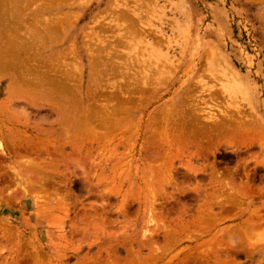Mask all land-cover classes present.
<instances>
[{"label": "rangeland", "instance_id": "1", "mask_svg": "<svg viewBox=\"0 0 264 264\" xmlns=\"http://www.w3.org/2000/svg\"><path fill=\"white\" fill-rule=\"evenodd\" d=\"M33 1L24 14H37L38 10L35 16L38 20L72 13L70 24L74 26L71 24L73 27L69 29L66 25L63 29V34L70 31L63 51L67 52L71 44L80 58H75L74 52L70 57L79 62L68 58L73 51L68 49L70 54L63 53L67 55L66 64L59 57L54 61L56 64L47 59L44 67L47 63L55 65L51 67L56 68L57 75L81 65V71L70 70V76L75 75L72 78L83 81L81 89L87 90L88 86L89 91L100 90L106 95L114 94L121 102L127 101L125 106L131 105L132 111L127 106L128 116L122 118L125 120L122 126L132 120L131 133L135 134L141 126H147L154 134L164 131V139H153L152 147L157 149L159 145L167 154L162 161L148 163L151 169L143 173L139 155L128 157L133 147L140 146L141 132L129 142L122 137L119 144L130 143L129 147L118 144L117 157H111L113 150L109 145L114 134L122 133L120 125L109 134L111 140L103 138L94 145L98 150L95 155L99 156L81 160L83 164L81 161L74 164L76 169L71 165L65 178L57 175L60 176L55 181L57 185L47 195L52 200L44 199L49 205L47 208H51L46 215L35 209V194L26 197L22 194L20 197L26 199L20 198L22 201L19 200L17 207L0 203V258L1 255L8 257V250H18L19 240L27 244V255L31 257L35 251L33 242L37 240L44 247L52 246L55 252L53 259L44 256L32 260L31 257V264H62L63 259L64 264H264V0H70L67 6H57L61 8L45 15L39 10L45 1ZM71 5L75 8L69 10ZM111 9L119 11V16ZM121 15L127 19L123 21ZM128 18L134 22L133 26ZM122 37L127 38L123 39L124 45L120 44ZM106 42L113 46L105 45ZM92 47L96 48L95 58L104 63L101 69L109 70L103 79L100 77L101 82L97 76H90L91 56L87 57L86 49L92 50ZM97 51L106 54L102 57ZM109 53H116V57ZM50 54L53 55L47 51L43 57ZM35 60L43 63L39 56ZM48 67L47 70L52 69ZM7 79H0V100L4 97ZM121 89H125L124 94L121 92L123 99ZM128 90L133 91L131 97ZM25 97H15L12 104L17 113L30 114L33 123L38 124L39 113L56 114L53 103ZM115 97L111 106L120 102ZM218 125L217 130L221 132L210 135L208 129ZM194 130L202 136L192 135ZM205 132L208 134L204 136ZM193 136L201 137L194 139ZM223 155L231 158L224 159ZM128 158L132 160L131 165L125 166ZM1 159L0 165L1 161L5 163ZM53 161L46 166L54 169L47 171L54 176L56 169L63 172L65 165L54 158ZM160 164L165 166L162 172ZM228 173L236 176L239 185L251 179L253 182L248 183L253 189L237 195L224 187V193L213 196L210 192L219 182L215 178L219 177L225 186L231 180ZM72 174L80 180L75 186L71 184ZM143 175L150 178L148 185L138 183ZM13 188L7 190L11 192ZM221 206L228 207V211ZM51 216L53 221L48 225ZM33 223L37 229L31 226ZM62 244L67 247L66 251ZM235 246L238 248L231 249ZM5 247L7 250H3ZM14 255L8 260L4 258V262L0 259L1 264L8 261L13 264Z\"/></svg>", "mask_w": 264, "mask_h": 264}, {"label": "bare ground", "instance_id": "2", "mask_svg": "<svg viewBox=\"0 0 264 264\" xmlns=\"http://www.w3.org/2000/svg\"><path fill=\"white\" fill-rule=\"evenodd\" d=\"M32 1L33 0H0V79L1 78L3 79V77L4 78L8 77V79H9L8 83L4 87V97H3V99L0 100V157L3 160L5 159V161H4L5 163H3L1 161V165H0V168L2 169V170H0V203L4 204L6 206H9V207H15L17 205V203H20V201H22V200H20V198H21L20 196L22 194L25 197L27 194H30V195L35 194V198H34V199H36L35 200L36 201L35 202V204H36L35 209L38 210L39 213L41 212L42 214L46 215V213L48 211H51L50 210L51 208L50 207L47 208L49 205H47L48 203H46V201L44 202V199L47 198L49 201L52 200V197L51 196L49 197L47 195L51 194L50 192L55 189V187L57 185V184H55V181H57V179L60 177L57 175H62L65 178L68 176L67 172L70 170V167H72L74 164L78 165L81 160L84 162L83 159L91 158L90 156H97L98 154L95 155V153L98 152V150H96L94 145L96 146V144L99 143V140H101L103 138L105 139V138L110 137L109 134H111L116 129H118L117 127H119L121 125V127H123V128L120 129V131H122V133L114 134L115 136L113 135L114 140L112 139V142L109 145V146H111V148L113 150L111 152V157H113V158L117 157V155L115 156V153L118 152V147H119L118 144L121 141L122 137H126L128 140L127 142H129L132 140V138H135V136L137 137L141 132H143V135L140 139V141H141L140 146L139 147H133L132 151H131V155L128 156L129 158L130 157L132 158L135 156L136 153L139 155L141 162H142V165H144V169L142 171L143 173L146 172L145 170L151 169L149 167V166H151V164H148V163H153L154 160H157V161L161 160L162 161L163 159L166 158L167 153H165L166 151L164 149L160 148L161 146L158 145L157 149L152 147V140L153 139L157 138L158 140H163L164 136L166 134L164 131H161V132L155 131L158 134H154L152 132H149V129L147 128V126L145 128H142L143 126H141L136 131L135 134L131 133L130 132V126H131L130 122L132 120L129 122V124L127 123L125 125V127L122 126L121 122L124 120L122 118H125L126 116H128L125 114V113H127V111H126L128 109L127 106H129V105L125 106V104H128V102L125 101V102H127V103H125L124 100H122L124 102L123 103V102H121L119 97L116 98L117 96L115 97L114 94L113 95H109V94L106 95L103 92L102 93L99 92L100 90L99 91H97V90L96 91H89L88 86H87V90L81 89V84H82L81 82H83V81L80 82L78 79H77L78 81L76 79H74L75 75H73V74H72V76H70V74H71L70 70L81 71V67H80L81 65L80 66L76 65V66H78V67H76V66H74L75 65V63H74V65H73L74 67H72L73 69H70V70H68L69 68L67 69L68 73H66V72H64V73L58 72L57 73L56 72L57 73V75H56L55 74L56 68H55V70L53 69L56 66L53 64H56L55 62H57L56 60L59 59V57H60V59L64 60V63H65L66 62L65 57H67V55L71 53V52L70 53L68 52L69 51L68 49H70V51L73 50L72 45L70 44L69 46L71 48L66 49L68 54H67V52L63 51V50H65L64 48H65V44L67 41L66 37L69 34L68 32H70V31L66 32L64 30L65 31V33H64L65 35H64L63 29L66 25L68 27L74 26L73 23H71L73 26L70 24V21L73 17L70 18L69 16H71L70 14H72V13L70 11L65 12V13H60L61 18H56L58 15L57 14L54 16L56 19H51L52 17L51 18L49 17V19H46L45 17H41L40 18L41 20H42V18H45L41 21L35 17L39 13L38 10H37V12H38L37 14H32V15H26L27 13L24 14V12L28 11V8H29L28 6H30L29 4H30V2L32 3ZM67 1L69 2L70 0H43V1L41 0L40 2H42V3L44 2V3H43V6L41 5L42 6L41 9L39 7V10H41L40 12L44 15L49 14L51 12L54 13L55 10L61 8V7H57V6H62L64 4L66 5ZM34 2L37 3V0H34L33 3ZM25 3H26V7H25ZM33 6L34 5L32 4V7ZM75 6L77 7V5H75ZM110 6H112V5H110ZM73 8H75L74 5H71L69 10H71ZM30 9H29V11H30ZM115 10H112V11L117 12ZM31 11H33V10H31ZM130 11H132V10H130ZM130 11L128 10L126 12H130ZM118 12H117V15L115 14L116 16H119ZM126 14H128V13H125V15ZM121 17H122L121 19L123 21H125L127 19V16L123 17V15H121ZM128 17H130V16H128ZM116 18H118L117 20L120 21L119 17H115V19ZM128 19H130V18H128ZM129 21H131V25H132V23H134V22H132L131 19ZM111 23H112V21H111ZM125 24H126V22H125ZM101 25H103V24H101ZM126 25H129V24H126ZM97 26H100V24ZM107 26H110V25H107ZM129 27L127 29H129ZM69 29H72V28L69 27ZM125 29H126V27H125ZM61 31H62L63 35L61 34ZM92 31H93V29H92ZM104 31H106V30H104ZM99 33H100V31H99ZM128 33L129 32H127V34ZM92 36H94V35L92 34ZM122 36H124V35H122ZM126 37H127V35H126ZM123 39H127V38L122 37V40ZM88 40H91V39H88ZM104 40L105 39H103L101 42H103ZM108 40L109 39H107V41ZM118 42H120V40ZM125 42L123 40L120 44H123ZM91 43L92 42L88 43V44H90L89 46H93V45H91ZM72 44H73V42H72ZM88 44H87V46H88ZM105 45L110 46L108 43ZM111 46H113L112 43H111ZM75 47H76V45L74 44V48ZM104 47L105 46H103V48ZM88 48H90V47H88ZM88 48L86 49V51H88V54H89V56H87V57L91 56V59L93 60L92 61L90 59V62H91L90 76H92V75L94 77L97 76V78H99L100 82H101L104 75L109 73L108 72L109 70H108V68H106V69L102 68L101 69V66H103L104 63L102 62L103 64H101V60L98 61V59L95 58L96 56L94 55V53L96 54V51H94V49H96V48L92 47L91 48L92 50H90ZM75 50H77V49H75ZM75 50H73L72 53L70 55H68V58H70V59L72 58L70 56L73 55V52L75 53L73 56L74 57L76 56L77 51H75ZM47 51H50L53 55L50 54L49 56H47L48 58L47 57L44 58L43 55ZM97 52H99L98 54H100V56H102V57L104 54H106L105 52H104V54L102 52L103 55H101V51H97ZM106 52H109V51H106ZM63 53H65L67 55H64ZM109 54H112V53H109ZM109 54H108V56H110ZM114 55L116 57V53ZM114 55L112 54V56H114ZM38 56H39V61L43 62V63L39 64V62L37 60H35ZM74 57L72 58V60L74 59ZM76 57L78 58V56H76ZM47 59L53 63L50 65L49 63L46 62L48 64L47 67L50 66V68H52L51 66H53V68L51 70L48 69L49 71L47 70L46 66L44 67V62ZM78 59L80 60V58H78ZM78 59H74V60H76V62H77ZM111 59H112V57H111ZM96 60H97V62H96ZM36 61L38 62L37 63L38 66L35 64ZM60 61L61 60H59V62ZM108 61H110V60H108ZM110 62H108V63L111 64V63H114L115 61L112 60V62L111 63ZM67 63H69V62H67ZM65 64L63 65L64 67L67 66V65L65 66ZM107 65H105V66H107ZM116 66H117V64H116ZM116 66H112V67H116ZM124 67L126 68L128 66L125 65ZM57 69H58V66H57ZM109 69L111 71V68H109ZM53 70H54V76L52 75ZM45 71H48V72L45 73ZM61 71H62V69H61ZM49 72H51V74H49ZM72 77H74V78H72ZM97 78H96V80H98ZM130 84H128V85L130 86ZM133 84H131V85H133ZM101 85H103V84H101ZM138 86H137V88H138ZM140 87H141V85H140ZM133 88H135V87L133 86ZM152 88L154 89V87H152ZM119 89H117V91ZM126 89H127V87H126ZM135 89H134V91H135ZM102 90L104 91L103 88H102ZM145 90H143V92ZM122 91H125V89L124 90L121 89V91H120V98L123 99V95L121 96V94L122 93L124 94V92H122ZM131 91L132 90H128V92H129L128 97H131L130 95L133 92V91L132 92ZM138 91L140 94L142 93V92H140V88H138ZM138 91H136V92H138ZM151 91H157V90L151 89ZM128 92H126V93H128ZM133 94H132L133 95L132 97H135L136 93L134 92ZM152 94H154V93H152ZM22 95L24 97L29 96L28 98H31L34 100L44 99V100H46V103H47V101L50 103H53L54 104L53 106H55V109L57 110L56 114H54L56 116L54 117V115L48 116V115H44V114L41 115V113H39L37 116V119H38L37 123L38 124L33 123V121H32L33 118L30 114L23 113L22 111H21V113H17L16 112L17 110L14 108V105L12 104L13 102L15 103V101H14L15 97L22 96ZM114 97L116 99H119L121 104L118 101L119 103L117 102L118 103V104L116 103L117 105L113 104L111 106L112 102L114 101ZM100 99H102V100H100ZM124 99L128 100L130 98L125 97ZM139 99L140 100L139 101L137 100V101L139 102V105H140V101H141L142 97ZM134 100H136V99H134ZM143 100H145V99H143ZM98 101L100 102V104L97 103ZM130 102H133V100ZM42 103H44V102L42 101ZM133 103H135V101ZM45 104H43V105H45ZM135 105H136V103H135ZM130 106H129L128 110L132 111V107H130ZM135 108L136 107H134L133 110ZM168 112L169 111H166L165 113H168ZM175 113H178V111H175ZM124 121L122 123H124ZM210 127H212V126H210ZM219 127H220L219 125L213 126V128L208 129V130H210V131H208V133L210 135H212L216 132H221L220 130H217ZM198 133L202 136V134L200 132L195 131V130L192 131V135H196ZM208 133L205 132L203 134L205 136ZM121 134H123L125 136H122ZM201 136H195L196 138H194V136H193V138L199 139ZM111 137H112V135H111ZM93 138H95V141L91 142ZM108 139L111 140L110 138H108ZM117 139H119V140L117 141ZM105 140H107V139H105ZM90 142H91V144L88 145V143H90ZM129 144L128 143L127 144H124V143L121 144L120 143L119 145H122L123 147H124V145L125 146L128 145L127 147H129ZM199 153L202 154L203 152L201 153L199 150ZM53 158L55 161H57V160L62 161L63 164L65 165V170L62 172V171H60V169H58V170L56 169V173L54 176L49 174V172H47L52 167L46 166V165L52 164L54 162ZM55 158H59L60 160L55 159ZM129 158H128L127 162L125 163V166L131 165L132 160H130ZM223 158L228 160L231 157L229 155H223ZM6 161H8V162H6ZM82 161H81V163L83 164ZM86 161H88V160H86ZM75 165L73 167L76 169ZM128 168H131V167H128ZM164 168H165L164 164H160V171L161 172L163 171ZM80 169L83 170V168H80ZM192 169H190V170H192ZM52 170L54 171L53 168L50 171H52ZM126 170L127 169H125V171ZM200 170H204V169H200ZM189 173L192 174V171ZM230 174H231V178H230L231 180L225 186H222L223 184H221L220 180H218L219 177L217 179L215 178V180H217L219 182H217V184H216V189H214V190H212V192H210L213 196L215 193L216 194H218V192L222 193L223 192L222 190L224 187L227 189L229 187V190H231V192L237 193V195L238 194L241 195V193H248L253 189L252 186L250 185L251 184L250 182H253V181H251V179H249L250 181H248L250 184L248 182L247 183L245 182L246 184L240 183V185H239L236 183V179H235L236 176L233 173H230ZM232 174H233V176H232ZM214 176H215V174H214ZM211 178H213V177H211ZM149 179L150 178L143 175V177L140 179V181L138 183L148 185ZM78 181H80V180H77L76 175L72 174L71 184H74V186H75ZM11 187L15 188V190L13 188V190L15 191L14 193H13V190H11V192L9 191ZM88 188H89V186H88ZM7 189H9V190H7ZM113 190L116 191V189H113ZM120 190H122V189H120ZM5 193H7L8 196H7V199L3 200V198H6V195H7ZM114 194H116V192ZM229 194H230V192H229ZM231 197L232 196H228V199H231ZM21 199L25 200L26 198H21ZM233 199H235V198H233ZM235 200H237V198ZM232 202H234V200ZM42 203H44V204H42ZM235 204H236V202H235ZM45 205H47V206H45ZM221 207L223 209V206H221ZM227 208H224V209H227ZM209 210H211V209H209ZM225 211H228V209ZM206 215H207V213H206ZM253 215L256 216V214H253ZM52 221H53V216H51V218L47 221L48 225L50 224L49 222H52ZM44 223H45L44 225H46V222H44ZM42 225H43V223H42ZM31 226L33 228H36V229L38 228L35 225V223H33ZM227 231H229V230H227ZM228 233H230V232H228ZM230 234H232V233H230ZM143 236H144V234H143ZM172 237H174V235ZM1 239H3V236L1 237ZM146 240H147V238H146ZM148 241L150 243V239ZM37 242H39V241L35 240L33 242L32 246H33V250H35V251H33V254L32 253L30 254L31 257L34 259H32L31 257H28V255H27V253H28L27 244H25V243L23 244L21 240L18 241V244H19L18 250H15L13 252H12V250L7 251V252H9V253H7L8 257L11 255L13 256V253L15 254L13 264H31V259L35 260L36 257H44V256L47 257L48 256V257L53 259L52 254L55 252V249L52 246H50V248L44 247L42 242H39V243H37ZM147 243L148 242L146 241V244ZM61 247L64 251H66L65 249L67 247L64 244H62ZM243 247L240 246V248H243ZM236 248H238V247L235 246V248H231V249H236ZM5 249L7 250L6 247L3 248V250H5ZM76 251H77L76 253H78L77 249H76ZM228 251L230 252L229 249H228ZM230 253H233V251ZM238 253H240V252H238ZM107 255H109V254H107ZM224 255L227 256L226 254H224ZM65 256H67V255H65ZM233 256H235V254ZM1 257L2 258H0V259L3 262H4V258H6L8 260V257L5 255H1ZM96 260H98V258ZM59 261H60V259H59ZM65 261L66 260L63 259L62 264H64ZM0 264H1V262H0ZM2 264H4V263H2ZM8 264H9V261H8ZM207 264H209V263H207Z\"/></svg>", "mask_w": 264, "mask_h": 264}]
</instances>
